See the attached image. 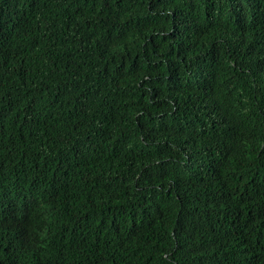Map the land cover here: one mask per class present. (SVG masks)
I'll return each mask as SVG.
<instances>
[{"label":"trees","instance_id":"obj_1","mask_svg":"<svg viewBox=\"0 0 264 264\" xmlns=\"http://www.w3.org/2000/svg\"><path fill=\"white\" fill-rule=\"evenodd\" d=\"M0 264H264V0H0Z\"/></svg>","mask_w":264,"mask_h":264}]
</instances>
